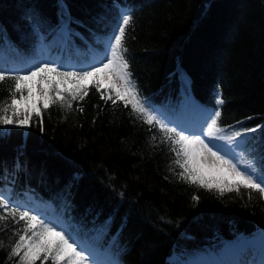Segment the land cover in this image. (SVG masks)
I'll use <instances>...</instances> for the list:
<instances>
[{
    "label": "trees",
    "instance_id": "16d2710c",
    "mask_svg": "<svg viewBox=\"0 0 264 264\" xmlns=\"http://www.w3.org/2000/svg\"><path fill=\"white\" fill-rule=\"evenodd\" d=\"M123 14L132 16L124 57L138 95L171 119L191 102L218 108V127L224 135L242 132L234 140L240 158L264 175V132H244L264 125V0H0V70L9 73L0 81V104L13 103L11 77L40 62L87 71ZM58 78H49L48 100ZM85 84L77 100L64 91L74 85L59 88L70 110L39 103L30 128L0 125V191L13 207L33 214L51 207L56 224L113 264L220 261L242 241L264 239L258 191L221 196L184 181L159 125L122 101L102 99L115 95L100 75ZM0 216L7 217L0 219V264H23L25 249L10 253L31 232L3 209ZM33 264L53 261L41 253Z\"/></svg>",
    "mask_w": 264,
    "mask_h": 264
},
{
    "label": "snow or ice",
    "instance_id": "6c2138e0",
    "mask_svg": "<svg viewBox=\"0 0 264 264\" xmlns=\"http://www.w3.org/2000/svg\"><path fill=\"white\" fill-rule=\"evenodd\" d=\"M61 7L66 8L64 5ZM131 21V15L123 14L120 16L108 39L107 49L110 51L106 50L104 60L99 61L100 66L90 65V70L87 71H62L55 63H41L26 73L13 75L11 78L14 84L9 89L13 103L0 104V125H12L24 129L31 127L30 118L33 115V109L27 107L17 109L14 103L16 94L23 95L27 89V81L36 77L42 81L45 78L43 75L45 73H52L59 77L57 84H66L68 80H72L74 86L70 89L65 88L64 91L71 96V100H77L83 99L88 92V85L83 81L103 73L108 80L107 91L114 93L115 99L112 98L111 94L105 96L104 93H101V98L106 102L111 100L113 104L122 101L125 107L130 105L132 111L137 113L147 124L159 125L168 134L167 139L171 140L172 151L176 153L177 157L175 164L182 169L179 173L181 179L205 189H215L221 196L225 192L235 191L239 193L240 188L243 187L258 191L264 198V175L256 174L255 162H248L244 170H241L237 163L228 158L227 153L222 154V150L212 143L213 139L231 143L235 138L242 135L240 131L231 135H224V129L218 127V118L221 116V111L218 108L209 115L210 123L205 122L207 124L206 131L201 128L199 135L194 132L186 135L183 130L176 131L174 128L167 127V124L157 117L155 110L146 106V101L138 95V90L131 80V73L128 71L129 65L124 57V53L127 52L124 47L126 27ZM8 76V72L0 70V81L5 80ZM92 83L100 92L101 85L95 80ZM39 91L41 99H43L46 94L45 90L40 88ZM53 91L55 95L49 96V103L44 104V107L47 108L49 104L59 102L61 107L66 106L70 110L72 107L71 100H66L58 87H54ZM215 103L217 105L224 103L219 93H217ZM9 110H11V115H8ZM79 111L82 112L83 109L80 108ZM36 115H39L38 111ZM40 123V130L43 131L42 120ZM257 130L264 132V125L245 129L244 132L254 133ZM173 135L176 139H172ZM177 145L179 150L176 148ZM181 156H183V160L180 159ZM193 200L198 202L199 197L193 196ZM12 205L13 202L3 194V191H0V209L10 213L15 223L24 221L23 231L25 233L30 231L31 235L27 238L25 235L19 236V240L12 247L10 258L18 255L23 248L25 249L23 256H21L23 264H33L41 253H43L45 260L50 256L53 264H90L86 250L72 238L70 233L63 229L58 230V226L51 222H45L44 219L33 214L30 210H21L20 206L13 207ZM17 213L19 220L15 219ZM6 218L0 216V219Z\"/></svg>",
    "mask_w": 264,
    "mask_h": 264
},
{
    "label": "rangeland",
    "instance_id": "374dc122",
    "mask_svg": "<svg viewBox=\"0 0 264 264\" xmlns=\"http://www.w3.org/2000/svg\"><path fill=\"white\" fill-rule=\"evenodd\" d=\"M106 50L110 51V49H107V48H106ZM106 50H105V52H106ZM105 52L102 55L94 58L93 62L88 65V70H90V68H89L90 65L100 66L99 61L104 60ZM41 63H50V62H40L36 65H33V67L37 66ZM55 64L61 69L60 65H58L57 63H55ZM71 69H75V64L72 62H69L66 70L69 71ZM20 73L22 74V73H26V72L22 71ZM43 75L45 78L42 81L40 80L39 77H36V78H33V79L26 82L27 83V89L24 91L23 95L20 94L19 98L16 99L14 102L17 109H22V108L27 107V108H32L33 110H35L38 108L39 103H42L43 105L48 104V101H49L48 100V93L50 91V79L49 78H51V76L55 75V74L45 73ZM99 75L101 76V81H102L103 86L108 87L107 77L103 73H100ZM91 78L92 77L87 78V80L83 81V83L89 82L91 80ZM59 79L60 78H58V80ZM67 83H68V86H70L72 84L70 80H68ZM56 87L64 88L65 84L60 83ZM40 88H43L45 90V93H46L44 95L43 99H41V95H40V91H39ZM190 105H191V107L187 108L181 116L176 117L174 119H171L161 109H159L155 106H152L148 102H146V106H150L152 109H154L157 117L159 119H161L164 123L174 125L180 131L183 130L184 134H186V135L191 134L193 132L196 135H199L200 133L197 132V130H196L197 116H196L195 107H194L196 105L193 102H191ZM193 110H194V112H193ZM189 116H191L190 120H188ZM208 123H210L209 119H208ZM213 144H215L217 146V148L222 150V154H223V152H227V151L235 153L236 157L238 159V162L240 164L241 170H244V166L246 167L247 163L243 162L242 159L240 158V155H239V152L237 150V145L235 144V141L228 143V142H225V141L220 140V139H213ZM35 215L40 216L41 219L45 220V222H51L55 226H58V230L63 229L67 232V230L62 225H58L55 223L56 217H55V214H54L53 210L51 209V207H45L43 211H41V212L37 211L35 213ZM72 238L75 241H77L78 244L86 250V254L89 256L90 264H113V262L111 261L110 256L108 254H104L100 251L94 250L92 247L88 246L86 243H83V242H80L79 240H77L74 236H72ZM253 239H256V238H253ZM250 240L251 239L244 240L238 246L229 249L226 252V255L223 256V259L220 261L202 260L201 262H197L196 264H224L226 259L228 257H230L231 254L235 255V253L236 254L239 253L240 252L239 250L244 249L243 246H245V244H248ZM257 241H259V244L257 245L256 249H254V250L258 251L259 256H262V251L264 252V239H262V240L258 239Z\"/></svg>",
    "mask_w": 264,
    "mask_h": 264
},
{
    "label": "bare ground",
    "instance_id": "6f19581e",
    "mask_svg": "<svg viewBox=\"0 0 264 264\" xmlns=\"http://www.w3.org/2000/svg\"><path fill=\"white\" fill-rule=\"evenodd\" d=\"M196 116H197V126L196 130L200 133V129L203 128L205 131L207 130V121L208 117L211 113L201 108H195ZM213 143V140H212ZM227 153L228 158L232 159L234 163H237L240 167L236 154L233 152H223ZM245 168V166H244ZM258 240V239H257ZM256 239H251L248 244L243 246L244 249L239 250L240 252L228 257L224 264H264V252L262 256H257L256 247L259 244V241ZM255 256V257H254Z\"/></svg>",
    "mask_w": 264,
    "mask_h": 264
}]
</instances>
